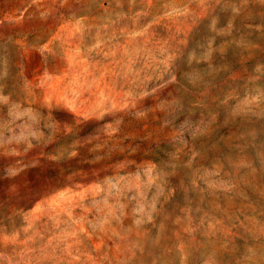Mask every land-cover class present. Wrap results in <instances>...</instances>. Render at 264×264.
Returning a JSON list of instances; mask_svg holds the SVG:
<instances>
[{
	"label": "rangeland",
	"instance_id": "obj_1",
	"mask_svg": "<svg viewBox=\"0 0 264 264\" xmlns=\"http://www.w3.org/2000/svg\"><path fill=\"white\" fill-rule=\"evenodd\" d=\"M0 264H264V0H0Z\"/></svg>",
	"mask_w": 264,
	"mask_h": 264
}]
</instances>
